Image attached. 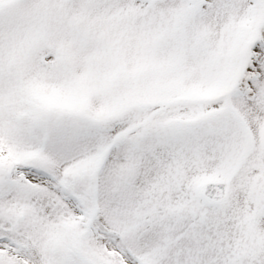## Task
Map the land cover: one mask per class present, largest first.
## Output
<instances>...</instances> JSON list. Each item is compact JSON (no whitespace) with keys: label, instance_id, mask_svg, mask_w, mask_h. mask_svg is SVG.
I'll return each mask as SVG.
<instances>
[{"label":"snow or ice","instance_id":"obj_1","mask_svg":"<svg viewBox=\"0 0 264 264\" xmlns=\"http://www.w3.org/2000/svg\"><path fill=\"white\" fill-rule=\"evenodd\" d=\"M0 264H264V0H0Z\"/></svg>","mask_w":264,"mask_h":264}]
</instances>
